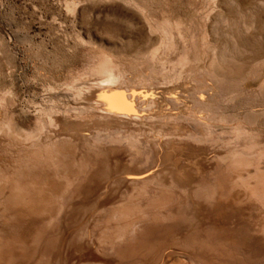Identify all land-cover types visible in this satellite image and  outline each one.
Masks as SVG:
<instances>
[{"label":"rangeland","instance_id":"1","mask_svg":"<svg viewBox=\"0 0 264 264\" xmlns=\"http://www.w3.org/2000/svg\"><path fill=\"white\" fill-rule=\"evenodd\" d=\"M145 16L150 18L153 30ZM172 44L174 48L170 49ZM211 45L226 52L229 61L237 58L235 65L240 72L234 76L221 73L212 63ZM105 56L115 59L113 67L118 72L125 62L138 66L143 74L149 71L162 76L163 83L193 81L188 102L177 101L169 93L170 97H166L175 114L147 117L145 121L112 115L110 119L120 122L105 126L100 122L106 114L84 111L77 115L74 110H62L70 125L76 127L69 131L49 130L53 118L47 117L48 107L43 106L53 102L48 96L64 89L84 91L90 82L103 79L105 75L95 73L91 65L94 57H103L98 62L102 63ZM181 59L187 62V68L180 65ZM217 61L225 66L219 58ZM178 89L183 93L182 88ZM12 99L15 104L10 102ZM36 113H44L49 131L57 137L72 135L82 150L90 147L100 133L134 134L142 138L146 154L156 153L155 166L162 163L173 141L189 135L199 138L204 133L215 136L220 147L241 160L242 177L236 179L247 178L249 185L259 189L252 195L259 204L245 209L252 214V223L264 224V0H0V123L6 114L11 118L13 114L18 127L35 129ZM102 146L106 155L98 167L82 166L81 153L76 163L75 158H58L17 178L14 191L19 194L36 184L62 189L49 202L45 222L52 221L66 212L62 196L73 201L105 189L110 177H99L109 162L110 151L127 155L123 149ZM195 171L193 168L190 173ZM122 176L133 179L135 174L127 170ZM173 181L185 189L196 188V179L188 178V174L177 172ZM229 191L222 194L229 195ZM118 201L119 197H105L98 208ZM61 226L65 235L60 261L74 264L77 248L70 246L69 239L86 222L71 226L65 216ZM35 233L34 230L29 236ZM93 235L90 230L88 238ZM251 251L263 258L264 238L258 239ZM34 254V250H28L17 257L15 264H28ZM86 256L81 254L79 261Z\"/></svg>","mask_w":264,"mask_h":264},{"label":"bare ground","instance_id":"2","mask_svg":"<svg viewBox=\"0 0 264 264\" xmlns=\"http://www.w3.org/2000/svg\"><path fill=\"white\" fill-rule=\"evenodd\" d=\"M149 19L145 16L151 30L153 25ZM173 44L170 49L174 48ZM211 50L212 63L218 65L221 73L234 76L240 72L235 65L237 58L229 61V56L219 52L217 45H211ZM103 57H94L91 65L95 73L105 75L103 79L90 82L84 91L64 89L48 96L53 102L43 106L48 107L47 117L53 118L51 127L48 119L43 121L44 113L33 117L35 129L18 127L13 114L12 118L6 114L0 123V264H15L17 257L30 249L35 254L28 264H62L59 253L65 235L61 226L65 216L71 226L86 222L69 239L70 246L77 248L74 264H264V257H257L251 251L258 239L264 238V224L252 223V214L245 209L259 204L252 196L259 189L249 185L247 178L236 179L242 177L241 160L220 147L215 136L204 133L199 138L189 135L169 142L172 148H166L162 163L155 166L156 153L146 154L142 138L134 134L100 133V139L82 150L72 135L57 137L49 131L56 128L69 131L76 127L70 125L62 110L71 109L77 115L84 111L106 114L100 122L105 126L108 122H120L110 119L112 115L145 121L147 117L175 114L167 98L169 93L177 101L188 102L193 81L163 83L162 76L149 71L143 74L138 66L125 62L118 65L121 69L118 72L111 56H105V61L98 63ZM218 58L224 67L219 61L216 63ZM180 65L188 66L184 59ZM10 102L15 104L13 99ZM103 144L127 153L125 157L110 151L109 162L99 177H110L105 189L73 201L62 196L66 212L52 221L45 222L49 202L62 189L52 190L51 184H36L19 194L14 191L17 178L37 165L54 163L58 158H75L76 163V156L81 153L82 166L98 167L106 155L101 151ZM145 163L155 168L151 170ZM193 168L196 171L190 173ZM127 170L133 171V179L122 176ZM177 172L195 178L196 188L185 189L174 182ZM125 188L131 192L126 193ZM225 190H230L229 195L222 194ZM109 196L119 197V201L98 208L99 202ZM38 221L42 223L37 226ZM34 230L35 235L30 237ZM90 230L94 234L92 239L88 238ZM81 254L88 256L79 261Z\"/></svg>","mask_w":264,"mask_h":264}]
</instances>
